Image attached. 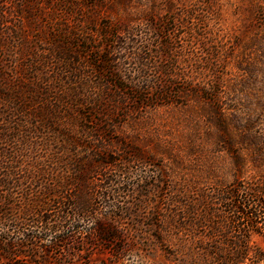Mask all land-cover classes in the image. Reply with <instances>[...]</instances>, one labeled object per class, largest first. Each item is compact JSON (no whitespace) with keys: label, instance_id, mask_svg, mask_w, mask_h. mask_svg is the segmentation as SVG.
Returning <instances> with one entry per match:
<instances>
[{"label":"trees","instance_id":"16d2710c","mask_svg":"<svg viewBox=\"0 0 264 264\" xmlns=\"http://www.w3.org/2000/svg\"><path fill=\"white\" fill-rule=\"evenodd\" d=\"M105 2L0 0V264H90L92 251L99 264H264V31L232 69L228 37L188 26L202 1L115 0L122 18H86ZM250 10L264 21L263 2ZM184 53L232 178L128 200L101 172L146 161L127 143L111 158L110 141L141 109L182 102L165 84Z\"/></svg>","mask_w":264,"mask_h":264},{"label":"rangeland","instance_id":"374dc122","mask_svg":"<svg viewBox=\"0 0 264 264\" xmlns=\"http://www.w3.org/2000/svg\"><path fill=\"white\" fill-rule=\"evenodd\" d=\"M111 1L115 0H108L110 3L105 2V4L107 3L106 6L95 10L96 14L93 13V9H85L83 12L86 18L91 19L96 24L105 20L114 22L117 17L122 18L129 11L128 9H111V3H113ZM199 1H202L206 10V14L203 13V16L206 15L204 22L199 23L197 20H193L188 26L192 28L195 38H197V34L203 32L198 29L201 24L214 37H228L227 49L229 46L234 47L232 55L235 56V59L230 60L233 69L237 61L236 58L241 56V47H244L255 34L258 35L259 32L263 33L264 31V21L260 22L256 17H253L254 14L250 10L253 2L264 3V0H171L174 4L180 2L186 5ZM87 2L92 3L94 0H87ZM146 7V9L150 7V2L147 3ZM194 8L196 13H199V10ZM255 21L257 24L254 25ZM193 23L196 26H191ZM24 27L29 29L27 24ZM137 27L139 28V26ZM247 27L250 30L246 33ZM256 27L259 29L258 31H255ZM184 39L187 40L188 36L185 35ZM174 45L179 46L180 41L175 42ZM184 60H187L185 61L186 64L189 62L185 58V53L183 56H178L175 63L179 61V64L176 63L174 71L177 76L172 80L169 79L165 84L166 87L175 91H185L182 102L141 109L138 114L130 116L124 121L120 133L114 135L113 140L110 141L109 148L112 147L114 151L111 153V158L119 159V155H123L120 146L122 143H127L131 150L136 153H134L135 156L146 161V163H118L116 166L108 167L101 172L102 180L105 174L106 176L111 175L110 177L117 182V187L115 183H112L110 188L113 187L114 190L125 189L124 192L119 190V193L128 200L146 201L147 199H154V197L165 193L169 183L173 185L184 181L203 182L214 176L226 180L232 178L230 155L222 148L225 144L220 143L216 136L218 131L212 126L213 123L208 118V107H204L202 103L194 100V97L190 95L188 88L192 85L185 82L182 74L188 72L187 75L196 80L198 77L191 69L195 66L182 64ZM159 70L162 68L155 64L148 68V73ZM134 79H137V76L134 75ZM147 79L153 78L149 76ZM161 80L163 82L164 78ZM157 84L158 82L155 86H159ZM117 122L119 121L117 120ZM234 134L239 135L238 133ZM225 139L228 140L229 138ZM233 140L234 143L235 140L239 141V136ZM244 149H247V146H244ZM248 150L244 151L247 153ZM125 157L128 159V156ZM102 257L103 255L97 251H92L89 255V262L90 264H99ZM72 264L80 263L74 261Z\"/></svg>","mask_w":264,"mask_h":264}]
</instances>
